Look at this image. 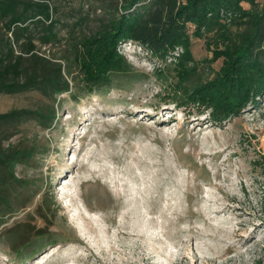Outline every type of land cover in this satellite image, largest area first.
I'll list each match as a JSON object with an SVG mask.
<instances>
[{"label":"rangeland","instance_id":"374dc122","mask_svg":"<svg viewBox=\"0 0 264 264\" xmlns=\"http://www.w3.org/2000/svg\"><path fill=\"white\" fill-rule=\"evenodd\" d=\"M27 1L50 5L56 36L44 43L43 25L31 22L34 52L61 66L70 90L0 93V114L48 116L0 119V154L28 151L0 163V264H264V95L212 122L168 96L174 63L132 41L120 45L129 72L87 84L77 45L120 0ZM193 45L189 89L222 62H205V39Z\"/></svg>","mask_w":264,"mask_h":264},{"label":"trees","instance_id":"16d2710c","mask_svg":"<svg viewBox=\"0 0 264 264\" xmlns=\"http://www.w3.org/2000/svg\"><path fill=\"white\" fill-rule=\"evenodd\" d=\"M120 2V7L100 28L77 45L76 59L87 84H106L113 73L129 72L131 66L120 45L132 41L151 57L174 63L177 88L168 96L173 95L172 100L179 107L208 112L212 122L222 123L240 116L248 106L259 104L264 95V0ZM31 22L43 25L44 43L56 36L53 30L56 22L49 4L0 0V44L5 49L0 52V93L30 89L69 91L61 66L50 68L48 60L34 52ZM234 26L237 31L233 30ZM2 27L12 34V39L4 38ZM194 39H205L206 49L212 52L210 59H204L206 63L220 59L222 62L211 78L189 89L184 82L193 73L197 61ZM16 43L26 46L23 52L15 53ZM23 53L30 54L32 59L26 69ZM22 76L25 78L20 81ZM25 113L41 123L48 119L42 111L28 110H11L0 114V119ZM23 154L19 150L13 154L3 152L0 163L10 167ZM262 206L264 210V195Z\"/></svg>","mask_w":264,"mask_h":264}]
</instances>
